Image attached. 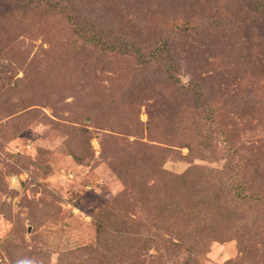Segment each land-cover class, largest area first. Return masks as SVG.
Wrapping results in <instances>:
<instances>
[{"label": "rangeland", "instance_id": "1", "mask_svg": "<svg viewBox=\"0 0 264 264\" xmlns=\"http://www.w3.org/2000/svg\"><path fill=\"white\" fill-rule=\"evenodd\" d=\"M63 1L80 14L75 20L81 31L99 28L96 32L105 37L117 39L118 32L128 39L138 25L136 38L129 40L142 45L143 58L74 51L75 44L82 46L79 33L61 10H39L43 4L38 1L0 0V264H264V127L255 130L250 122L260 113L264 118V109L254 114L264 100L258 85L264 77L252 78L248 86L238 82L236 73L225 71L227 80L220 76L224 60L198 63L197 47L216 41L205 27H196L193 41L171 35L169 46L142 70L141 62L151 52L144 39L152 30L145 27L142 33L140 28L147 1ZM230 1L193 0L174 16L159 13L153 22L158 30L150 38L159 45L173 21L198 18L201 9L210 18L222 10L241 20L259 16L256 5L264 4ZM256 28L259 32L246 31L250 36L244 42L253 51L242 58L264 72V25ZM166 64L174 65L167 73L175 87L151 72L162 73ZM203 68L219 85L231 82L239 99L231 97L228 87L230 98L223 99L211 84L182 94L183 87H191L193 72ZM204 100L221 107L217 121L224 142L214 143L219 150L214 154L198 149L201 154L190 155L177 143L194 139L191 116L200 115ZM152 109L164 110L174 120L171 139L148 134L147 112ZM116 114L125 121H117ZM94 121L99 126L94 128ZM134 142L150 149L131 147ZM146 157L162 163L165 181L176 188L173 177L184 178L192 168L194 175L178 195L163 198L165 181L143 176L139 162ZM239 172L242 177H236ZM244 180L245 194L257 195L252 201L236 197ZM118 196V206L108 207Z\"/></svg>", "mask_w": 264, "mask_h": 264}, {"label": "trees", "instance_id": "2", "mask_svg": "<svg viewBox=\"0 0 264 264\" xmlns=\"http://www.w3.org/2000/svg\"><path fill=\"white\" fill-rule=\"evenodd\" d=\"M33 2L38 1L42 6L39 10L43 9H47L48 7L51 8L53 11L55 9L57 10H61V12L64 14V16L66 17V19H68L70 22H72L73 28L76 31V34L79 33L78 35V40H81V45L82 46H78L75 44V47L73 48L74 51H82V50H90L92 54H94L95 56L98 55V57H110L112 59L114 58H122V57H130V56H136L138 57H142L143 55H141V51H143L141 49L142 45H140L139 43L135 42V41H130L129 39L132 38H136L135 34V28L138 29V25H134L132 27V29H130V33L128 35H126L127 38L123 37L122 35H118V32H114V34H117L116 38H109L108 36H106V34L104 35L103 33L100 32H96L99 28H97V30L92 31V33H89V31L87 29L84 30H80L79 27L76 25L77 21L75 19L78 18V16L80 15L78 12H76L77 10H72L71 9V4H67L65 3L63 0L62 1H58V0H31ZM31 1H25V0H21L20 3L23 2H27L28 4H31ZM112 1V0H109ZM115 1V0H113ZM117 3L120 2V0H116ZM143 1V0H142ZM147 1V3L149 4L148 6H144L142 7L143 9V19L144 22H142L140 28L143 30L142 33H144L145 27L146 28H150V33L148 38L146 37V39H144V41H146L148 39V41L146 42L147 44L144 45V47H146V51H151L149 55H147L145 57V59L141 62L142 65V70L149 64V61L151 60H156L157 59V55H160L159 53L161 51H163L167 46H169V43H171V35H184L187 38H189L191 41H193V33H195L196 27L197 28H201V27H205L204 29H202L203 31H205L206 33H210V35L215 36L216 41L211 42L210 44H206L205 46L202 48L197 47L198 51L201 52V55L199 56V61L198 63H200L201 65L205 64L204 62H209V66L210 64L212 65V61H218L221 63L222 60L226 61V67H222L220 68L221 73L220 76L223 79L227 80V76L225 77V71L228 73V75H231L232 73H236L238 76V82L241 83L240 79L243 81V83L245 85L250 86L252 83V78L255 79L256 76H260V77H264V72L262 70L256 69V64H251V67H249L247 65V63L244 62V59L242 58L243 56L247 55V51H253L252 48L253 46L250 45V43H245L244 42V38L250 36L247 34V30H255L257 32H259L258 28L256 29H252L255 26H263L264 25V4L261 5H256V8L258 9L257 13L259 16H255V18H250L249 16H252V14L246 15L245 17H243L241 20L237 18V16L235 14H233V16H228L227 14H223L222 10L218 11V15L215 18H210L207 17L208 15H203V12L205 13V11L203 9H201V11L199 12L198 18H196V16L192 17V19L188 22H177V21H173L174 26H172V28L170 29V33L168 36H166L165 38L162 37V41L159 43V45H154L156 43V41L154 38H150V35L152 32H154V29L157 27L153 22L155 21V16L158 15L160 16L159 13H163L164 11H168V12H172V16L175 15V13H177V10L179 9H183V8H187L189 7V4L193 1V0H167V3L164 5L163 0H144ZM224 2V3H223ZM232 3V1L230 0H222L221 5H227ZM205 5V4H204ZM135 6V5H134ZM203 6V5H200ZM40 7V6H38ZM133 8V7H132ZM30 10H32V8H30ZM38 10V11H39ZM83 10V9H82ZM37 13V12H36ZM34 14V16H36L37 14ZM78 15V16H77ZM213 17V16H211ZM22 19V18H21ZM19 19L17 24H24V20ZM194 19V21H193ZM143 23L145 24V26H142ZM102 29V28H101ZM244 29V31H243ZM134 30V31H132ZM158 30V29H155ZM81 32V33H80ZM219 35V38L216 35ZM237 35V36H236ZM234 36V37H233ZM115 37V36H114ZM121 37V38H120ZM227 37H231V41L228 40ZM239 42L241 43V45L239 44ZM151 47V48H150ZM153 47V48H152ZM214 51V53H213ZM249 52H248V58H249ZM143 58V57H142ZM106 61L109 62V60L104 59ZM253 61V60H252ZM166 68L165 70L160 73L159 71L154 70V68L151 70V72H155L157 77L156 80L158 79H162L164 81H166L167 85H171V86H176L177 83L175 80H172V78L170 77V75H168V71L170 69L173 68L174 65H170V64H166L165 65ZM231 70H230V69ZM145 70V69H144ZM218 70V69H217ZM126 68H123L121 73H120V77L122 78V75L125 74ZM150 71V69H149ZM206 72V76H202V72ZM140 73V72H139ZM138 74V73H137ZM150 76V75H148ZM166 78V80H165ZM204 78V79H203ZM237 78V77H236ZM192 79H193V83L191 84L190 88H184L183 87V91L182 94H186L189 93L191 90H200L198 88H202L201 85H208L211 84L214 88V91L216 94H218L220 97H222L223 99L226 98H230L229 95V90L228 88L230 87L229 84L231 82H227V84H224L223 82L221 83L222 85L218 84V81L216 78H214V74H212V72L210 71V69L208 68H203L201 70H198V72H193L192 74ZM229 79V77H228ZM262 82L259 81V86L261 89H264V80L263 78ZM199 84V85H197ZM219 86H223L224 88L222 89L221 93H219L216 88H218ZM228 87V88H226ZM230 89V88H229ZM189 90V91H188ZM231 90V89H230ZM202 91V90H201ZM236 97L233 96V92L231 90V97L234 99H239V95L234 93ZM206 100L203 101L202 104H200V107H203L202 112L200 113V115H192L191 116V126L193 129L196 130V132L193 133L194 139L191 141L190 139L188 140V142H178L177 145H181V148H186L188 150V153H190V155L193 154H201V153H197L200 151H204L205 153H211L214 154V152L219 151L216 148V145L214 143H217L218 145L222 143V141L224 142V138H223V133L220 132V129H223V127H221L222 125L220 124L219 121H217L219 114L221 113V107L218 104H214L212 105V107L209 105L208 102L204 103ZM260 101V100H259ZM105 108V106L103 107V109ZM260 109H264V100L259 102L258 108L254 111V114L260 110ZM118 114L114 115L116 118H118L117 121H121L124 122L125 119L117 116ZM262 114L260 113L259 115H257V117H253L250 118V122L251 125L254 127V129L256 130L257 128H263L264 124V118L261 116ZM264 115V113H263ZM110 118H113L112 116ZM109 118V119H110ZM233 118V116L231 117ZM255 120V123H252L253 119ZM239 124H242L243 126L244 123L241 120V118H239ZM174 120L167 118V114L166 112L163 111H158L155 112L152 110L147 112V124H146V129L148 130V134L149 133H155L157 135H159L161 138L164 137H173L172 133L175 132V123L173 122ZM237 122V121H236ZM262 122V123H261ZM135 125L139 126L140 123H136ZM92 126L95 128L97 126H99V121H94L92 122ZM196 138L199 140L197 141ZM191 141V142H189ZM89 144V142H87ZM131 147L134 148H138V147H143L144 148H149L147 145H145L142 142H134L130 144ZM200 151H199V150ZM228 151H231V153L233 152V154H238L236 152L235 149H228ZM236 152V153H235ZM146 156V155H145ZM83 157V156H82ZM73 158L76 160H79L81 158L74 156ZM156 159V158H155ZM162 160V159H159ZM141 163L144 167V171H143V176L147 175V177H152L157 176L161 179H163L165 181V178H167V175H164V171L162 169V163L158 162V160H154L153 162L148 161L147 157L146 159H141V161L139 162ZM242 167L241 165V161L240 163L237 164V167ZM195 171V168L191 169L190 172L188 171L187 173H184V178H180L178 177V179H176L175 177H173L176 182L179 184V187L176 188V183H173L174 185L171 186V184H169L168 182L165 181L164 185L161 186L160 188V194L163 198H167L170 199L172 197H175L176 195H178V193L182 190V188L185 186L186 181L188 180V177H190L191 175H194V172L191 173V171ZM239 171V170H238ZM242 177L243 174H236V177ZM157 177H154V179L157 181ZM154 181V182H156ZM172 182L171 178H169V180ZM243 183L241 186H239V188H237V192H236V197L239 198V200H241L242 202H245V200L248 201H252L255 198H257V195L255 194V192L251 191L249 193L245 192L248 190L247 188V182L246 180L243 181ZM180 184H183V186H181ZM180 187H182L180 189ZM152 188V187H150ZM143 192L146 193L148 188H142ZM244 193V194H243ZM218 197V195H215L214 198H212V201L214 199H216ZM159 198H157L156 200V206L158 204ZM215 202V201H214ZM119 203V196L116 197L113 200V204L110 203V205L108 207H115L118 206ZM216 203V202H215ZM217 204V203H216ZM155 206V207H156ZM154 207V206H153ZM154 207V208H155ZM161 206H157V208H159ZM165 208L167 210L171 209V203H167L165 204ZM187 241V240H186ZM191 249V248H189Z\"/></svg>", "mask_w": 264, "mask_h": 264}]
</instances>
